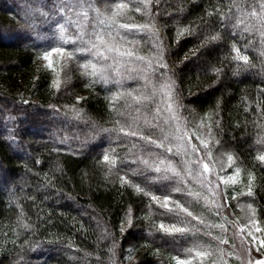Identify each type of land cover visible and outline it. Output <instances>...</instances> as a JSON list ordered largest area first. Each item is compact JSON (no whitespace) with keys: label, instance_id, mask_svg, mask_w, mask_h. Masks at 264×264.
Listing matches in <instances>:
<instances>
[{"label":"trees","instance_id":"16d2710c","mask_svg":"<svg viewBox=\"0 0 264 264\" xmlns=\"http://www.w3.org/2000/svg\"><path fill=\"white\" fill-rule=\"evenodd\" d=\"M95 2L102 8L103 0ZM110 2L128 3V19L119 22L159 30L169 68L152 83L175 85L171 100L163 95L167 88L157 87L141 108L136 130L162 140L180 120L191 147L196 119L203 116L211 134L208 149L227 151L249 177L247 198L264 235V163L257 159L264 154V40L258 31L264 24L244 15L255 0H152L147 14L136 0ZM54 5L55 0H0V264H176L184 255L173 233L159 227L161 219L175 217L160 216L151 197H186L189 189L175 191L179 178L157 179L154 170L163 161L179 170L181 158L150 154L161 150H145L139 136L102 131L117 127V120L127 128L125 117L135 109L119 105L129 98L122 97L115 110L110 100L132 88L144 91L143 80L93 85L77 54L55 86L56 70L38 59L56 46V22L65 23L52 14ZM234 16L256 30L242 33ZM146 39L142 33L129 37L138 54L156 64L157 53ZM233 45L249 57L247 65L233 59ZM150 89L144 94L151 95ZM167 103L174 116L164 110ZM77 112L80 118L74 119ZM145 118L158 125L155 131L145 127ZM179 136L184 137L181 130ZM105 154L116 163L105 162ZM141 160L150 166L144 175H138L145 167Z\"/></svg>","mask_w":264,"mask_h":264},{"label":"snow or ice","instance_id":"6c2138e0","mask_svg":"<svg viewBox=\"0 0 264 264\" xmlns=\"http://www.w3.org/2000/svg\"><path fill=\"white\" fill-rule=\"evenodd\" d=\"M136 2L143 6L145 14H147V9L152 3V0H136ZM251 7L250 13H244L246 16H251L252 18L258 20L264 24V0H255L254 4H249ZM259 7L261 11L257 13L256 8ZM128 8V3L119 2L114 3L110 0H103V10L101 7H98L95 0H55V5L52 9L53 15H61L62 19L65 20V23H57L58 30V39L56 46L51 47L49 50H46L43 53V58L49 62L48 66L51 67V57L53 53H59L62 56L67 57V59H76L77 54L84 61L80 67L82 69V74L90 78V83L95 84H116L118 86H123V81L126 79L140 81L143 80V89L148 91L151 86V95H145L144 91L141 89L132 88L126 92H117L114 93L110 103L113 104V109L115 110V105L120 101L122 97H127L125 101V107L128 109H135L134 113H128L125 117L124 112H118L117 115L125 117V122L127 128L124 125H121L120 120L116 121L117 127L112 129H102L106 133H117L120 138L123 137H137L143 141L144 149L156 148L161 150L158 153H150L152 155H158L167 159L166 154L180 155L184 151L183 144H180L174 150L173 147L166 146L164 141L169 139V136L165 134L162 140L154 139L151 135L144 136L138 130H136L137 125L140 120V111L143 106H146L152 101V99L157 95V87L167 88L168 91L164 92L169 100L173 98L172 90L175 85L174 82L165 84V85H153L152 78L153 76L158 79L164 76L161 73V69H168L169 64L164 60V44L161 38V34L158 29H156L154 24H137V23H121L119 22L120 17L124 16V10ZM136 12H141V7L135 9ZM240 11H243L241 8ZM66 14V15H65ZM44 16L52 19V16L49 13H43ZM74 18V19H73ZM230 19H235L236 24L234 27L241 28L242 33L253 32L255 26H248L244 23V20L238 16L230 17ZM71 26V30H70ZM259 35L262 40H264V30H258ZM143 34L147 39L145 43L149 44L150 47L154 49L157 53L156 59L157 63L153 64L150 59H146L143 55L138 54V50L133 44L132 40H129V37H136L139 34ZM242 33H233V37L236 35H242ZM213 40L220 39V37H212ZM65 45L70 46V51H66ZM132 45V46H129ZM204 47V45H201ZM236 55L233 57L237 62H243L247 65L249 63V57L247 55H241L240 48L233 45L232 49ZM264 55V52L261 53ZM220 71V70H216ZM170 80V77H167ZM59 88V82H56L55 85ZM139 93V94H137ZM165 111L170 114L173 111V106L171 103H168ZM55 111V109H54ZM161 109L157 108V114ZM81 113L77 112L74 119H79ZM175 118V117H171ZM167 122V121H165ZM145 127L151 131H155L158 127L157 124L152 123L151 121L145 118L144 120ZM161 131H163L161 129ZM177 132H180V129L177 128ZM173 139L183 140L182 136L173 137ZM219 143V141H216ZM134 147L137 145L134 143ZM208 144H203V149H208ZM191 150L195 153H199L201 149L196 148L195 145H191ZM209 153L205 152L203 158L199 155L195 161L186 162L189 164L187 168L188 175L195 174L196 176H201L204 173H209V163L204 162L208 159ZM139 159V158H138ZM257 159L264 163V154H261ZM105 162L110 161L108 154L103 156ZM229 162H233V157L228 156ZM112 164H115L116 161H110ZM145 167L138 173V175H144L145 171L149 170V165L147 160H141ZM194 164L195 170L190 166ZM202 165V169H201ZM239 172V169H236ZM156 173H160L157 179L169 180L172 181L174 177L179 178L177 181L182 182L183 177L180 176V173L175 170L173 167L161 169L159 167L155 168ZM171 173V175L169 174ZM137 175V173H133ZM206 178V177H205ZM222 180V178H221ZM211 183V181H208ZM226 183V182H225ZM233 183L235 181L233 180ZM138 191H143V189L137 188ZM176 191H180V188H176ZM251 189H249V194ZM153 201L157 200L156 196H152ZM169 197L165 196L164 203L161 205L162 208L166 209L168 212H175L176 209H173L169 206ZM179 207V206H178ZM183 211L187 213L188 216H191L192 213L188 212L187 208H184ZM131 223V222H130ZM165 232H175L183 233L185 232L184 228H175L166 229L163 224L159 226ZM256 231H261L257 227ZM222 243H227V241H221ZM243 242V241H242ZM253 242L260 245L257 248L259 252L261 248H264V240L257 241L253 237ZM246 243V242H244ZM199 244H194L193 248H199ZM189 254L193 249L186 250ZM195 255L200 258H204L208 255L205 251H196ZM176 264H190V261H184L177 259ZM255 264H264V258L255 260Z\"/></svg>","mask_w":264,"mask_h":264},{"label":"rangeland","instance_id":"374dc122","mask_svg":"<svg viewBox=\"0 0 264 264\" xmlns=\"http://www.w3.org/2000/svg\"><path fill=\"white\" fill-rule=\"evenodd\" d=\"M101 9L103 10V6ZM127 13V9H125L124 16L120 17V19H128L126 17ZM50 48L41 51L38 57L40 64L46 67H49V62L43 58V53ZM66 51L69 50L66 49ZM69 60L66 55L62 56L59 53H53L51 67L49 68L56 70V82H61L60 71L69 66ZM80 63L82 64L83 61H80ZM80 63L79 65H81ZM124 104L125 102H121L119 105L120 110L125 107ZM171 115L174 116V108ZM201 119H203V116H198L196 119L197 126L199 123L197 131L194 132L196 141L195 143L191 142V145L201 149L199 153L193 152L191 147L188 146L186 139L190 141V137L188 133H185L186 128L183 129V124L180 120L177 122L178 125L173 122L172 126H168V130L175 129V131L174 133L172 131L167 132L169 139L165 142L166 146L173 147L175 150L178 145L183 144L184 151L178 155L181 158L182 166L180 167L181 169L177 170L179 167L174 162L169 161L171 164L167 166L166 161H163L162 165L157 167L161 169L175 168L183 177V181L177 186V188H180L179 192L182 194V191L186 188L189 190L186 192V197L182 195H154L151 193L152 196L157 197V200L153 202L158 212H161L159 213L161 214L160 216L167 214L175 217L168 221L161 219L159 221L161 223L158 222L159 226L163 224L166 229H173V227L185 229L183 233L172 232L175 237L173 243L184 255L177 257L180 260L196 264H255V260L264 258V248H261L258 252L257 248L260 245L253 242V237L259 241L264 240V235L262 230L256 231L257 227L260 229L261 227L247 198L249 177L243 174L234 165V162H229L228 156L230 154L227 151L220 148H215L211 151L203 149V144L209 145L211 134L208 122L206 119H203V121ZM177 128L181 130L184 136L183 140L173 139V137L179 136ZM205 152L209 153L208 159L204 160V162L209 163V173H204L201 176L188 175L187 168L189 164L186 162L195 161L198 155L203 158ZM171 156L174 157L173 154ZM190 166L195 170L196 166L194 164ZM236 169H239V172ZM233 180L235 183H233ZM208 181H211V183H208ZM165 196L169 197V206L176 209L175 212H168L161 207ZM190 205L194 209L189 207ZM184 208H187L192 215L188 216L183 211ZM221 241H227V243H222ZM194 244H199L200 247L193 248ZM188 249H193L191 254L186 251ZM196 251H205L208 255L200 258L195 255Z\"/></svg>","mask_w":264,"mask_h":264}]
</instances>
